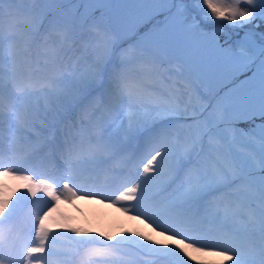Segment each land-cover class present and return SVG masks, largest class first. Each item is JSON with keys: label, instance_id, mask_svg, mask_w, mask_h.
I'll list each match as a JSON object with an SVG mask.
<instances>
[{"label": "snow or ice", "instance_id": "1", "mask_svg": "<svg viewBox=\"0 0 264 264\" xmlns=\"http://www.w3.org/2000/svg\"><path fill=\"white\" fill-rule=\"evenodd\" d=\"M0 264H264V0H0Z\"/></svg>", "mask_w": 264, "mask_h": 264}, {"label": "rangeland", "instance_id": "2", "mask_svg": "<svg viewBox=\"0 0 264 264\" xmlns=\"http://www.w3.org/2000/svg\"><path fill=\"white\" fill-rule=\"evenodd\" d=\"M226 23L224 21H217ZM247 26L244 30H237L243 35V31L249 30ZM226 34V35H225ZM227 36H235V32L227 27L224 29V34H221V40L227 38ZM116 212L111 211V208H105V206L98 203H91L85 200H75L71 203L61 201L57 210V219L64 218L71 222L76 227H90L94 230L109 231L113 228L119 229L122 225H128L134 227V223L129 221L127 217H124L120 213L119 209H114ZM110 213H113L110 216ZM56 225H54L55 227ZM206 260H211L212 257H204Z\"/></svg>", "mask_w": 264, "mask_h": 264}, {"label": "bare ground", "instance_id": "3", "mask_svg": "<svg viewBox=\"0 0 264 264\" xmlns=\"http://www.w3.org/2000/svg\"><path fill=\"white\" fill-rule=\"evenodd\" d=\"M79 201V200H78ZM81 201V200H80ZM111 211H113V212H116V210H114V209H111ZM113 213H110V216L112 215ZM56 217V213L54 212L53 213V218H55ZM161 239H162V237H161Z\"/></svg>", "mask_w": 264, "mask_h": 264}, {"label": "water", "instance_id": "4", "mask_svg": "<svg viewBox=\"0 0 264 264\" xmlns=\"http://www.w3.org/2000/svg\"><path fill=\"white\" fill-rule=\"evenodd\" d=\"M217 23H221V22H217Z\"/></svg>", "mask_w": 264, "mask_h": 264}]
</instances>
